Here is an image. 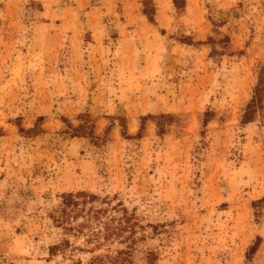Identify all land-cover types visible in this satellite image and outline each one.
<instances>
[{
  "label": "rangeland",
  "instance_id": "1",
  "mask_svg": "<svg viewBox=\"0 0 264 264\" xmlns=\"http://www.w3.org/2000/svg\"><path fill=\"white\" fill-rule=\"evenodd\" d=\"M262 79L264 0H0V264H264ZM82 192L135 238L67 232Z\"/></svg>",
  "mask_w": 264,
  "mask_h": 264
},
{
  "label": "trees",
  "instance_id": "2",
  "mask_svg": "<svg viewBox=\"0 0 264 264\" xmlns=\"http://www.w3.org/2000/svg\"><path fill=\"white\" fill-rule=\"evenodd\" d=\"M263 88L264 80L262 79L246 109L243 118L245 123L251 122L256 109L260 108ZM61 205L59 219H61L60 222H65V230L87 235L88 242H97V246L102 245L104 241L132 240L136 236L138 225L132 222V218L129 217L127 210L121 204L114 206L106 199L82 192L64 195ZM80 219L82 222H77L76 227L72 225L73 222H70L71 220L78 221ZM85 230H88L89 234H86ZM65 245L68 246L69 243ZM58 250H60V246L50 248L51 254H55ZM123 255L124 252L119 251L116 256L109 259V262L111 264H125L126 259ZM100 264H103V262Z\"/></svg>",
  "mask_w": 264,
  "mask_h": 264
}]
</instances>
